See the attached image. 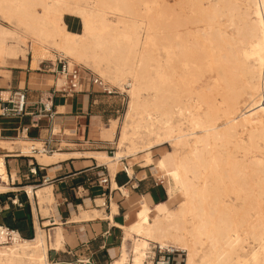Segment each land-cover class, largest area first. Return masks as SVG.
Listing matches in <instances>:
<instances>
[{
  "label": "bare ground",
  "instance_id": "6f19581e",
  "mask_svg": "<svg viewBox=\"0 0 264 264\" xmlns=\"http://www.w3.org/2000/svg\"><path fill=\"white\" fill-rule=\"evenodd\" d=\"M67 15L80 19V32L67 28ZM0 17L9 25L0 34L15 25L32 35V69L53 48L52 60L83 64L129 96L114 156L86 155L113 174L125 158L155 166L168 198L138 202L134 221L120 226L125 237L112 264H153L156 249L187 251L186 264H264V0H0ZM21 138L0 140V194L17 190L7 157L47 164L70 156L34 153ZM167 145L172 151L155 157ZM25 190L43 216L56 214L50 186ZM92 211L74 220L107 217ZM0 245V264H52L49 252L64 250L65 237L39 224L33 239L0 226Z\"/></svg>",
  "mask_w": 264,
  "mask_h": 264
},
{
  "label": "crops",
  "instance_id": "0c3cea01",
  "mask_svg": "<svg viewBox=\"0 0 264 264\" xmlns=\"http://www.w3.org/2000/svg\"><path fill=\"white\" fill-rule=\"evenodd\" d=\"M67 28H69L68 25ZM39 69L41 70V67ZM50 82L53 83L50 84ZM18 89L28 92L29 112L37 113L42 109V103H48L52 105L56 115L50 122L46 119L42 120L39 128H31L30 116L22 119H0L1 136L15 135L18 133V128L29 127L28 145L32 143L39 146L38 144L51 138L53 140L51 146L58 147L55 153L70 155L47 164L39 163L37 158H24L23 176L28 181L17 189L27 193L30 200L26 187H32L36 192L39 188L50 186L56 202L54 209L56 214L53 212L51 216H43L39 201L36 198L31 199L35 202L34 205L30 202L28 206L32 214L34 236L36 224L41 225L43 229L52 227L49 230L53 232L57 228H62L65 248L61 251L50 250L49 259L52 264H76L77 256L86 253L87 248L95 253L97 264H109L119 256L124 241V230L120 226H126L134 221L138 202L142 198L150 206L164 202L168 198L166 189L155 186V180L152 178L153 168L142 166L140 164L142 160L133 161L125 158L120 161L113 174L108 165L99 163L93 156L86 155L103 151L110 155L105 150L109 149V143H114L112 133L114 127L111 126L114 120L111 119L107 125L102 122L103 117L99 115L101 111L96 99L98 94L94 92L64 93L55 75L40 72L34 79L29 73L28 63L20 65L15 60H9L7 66L0 67V92L3 91L5 96L6 90ZM77 118L83 124L81 134L78 138L66 137L63 132L72 131ZM157 153L155 157H159L160 154L157 156ZM124 167L133 168V176L127 174ZM34 168L37 169V175L31 174V169ZM20 172L21 167H18L16 175L11 173V178L13 176L17 178ZM99 176H108L109 183L98 186L95 182ZM46 179L48 181L45 182ZM113 182L116 183L117 188H113ZM18 184L21 183L18 182ZM121 188L129 191L128 197L124 196ZM15 196L9 197L7 205L0 209H10L11 204L17 208L15 205L19 201V195ZM99 201L105 204H98ZM114 203L117 206L116 210ZM93 209L107 217L74 220V217H81L82 211L93 215ZM55 218L57 222L44 226L46 221ZM52 251L54 253L51 254Z\"/></svg>",
  "mask_w": 264,
  "mask_h": 264
},
{
  "label": "built area",
  "instance_id": "2783aa9c",
  "mask_svg": "<svg viewBox=\"0 0 264 264\" xmlns=\"http://www.w3.org/2000/svg\"><path fill=\"white\" fill-rule=\"evenodd\" d=\"M41 73L52 74L55 76H61L65 78L66 82L62 86L63 92L67 94L78 93H90L94 92L100 95H113L117 94L114 89L111 90L109 84L106 83L101 77L92 73L89 70L84 69L80 65L72 63L68 58L58 54L56 60H46L41 64ZM7 95L3 96V91L0 92V119L16 118L22 119L24 117H31V128H39L42 120L46 119L48 122L52 121L56 115L51 104L42 103V109L37 113L29 112V95L27 90L18 89L16 91L6 90ZM123 94L121 93V96ZM124 100V98H123ZM83 124L78 120L72 131L63 132L66 137L78 138L82 132ZM29 127H20L17 132L18 135L28 133ZM52 131V135H53ZM85 133V128H84ZM53 140L51 138L46 139L41 148L32 147L34 153H46L53 154L58 147L51 146ZM124 171L128 173L127 167H124ZM32 175H37V169H31ZM48 179L45 180V182ZM98 186H103L109 183L108 176H99L95 182ZM163 185L155 180V186L160 187ZM18 202H16L17 204ZM20 206H22L20 204ZM3 226V225H2ZM10 229L6 226H3ZM12 230V229H10ZM179 252H168L161 249H156L154 256L149 257L153 260V264H184L181 258H177L176 255ZM111 261L109 264H112ZM60 264V263H56ZM76 264H97L95 261V253L87 248L86 253H82L81 256H77Z\"/></svg>",
  "mask_w": 264,
  "mask_h": 264
},
{
  "label": "rangeland",
  "instance_id": "374dc122",
  "mask_svg": "<svg viewBox=\"0 0 264 264\" xmlns=\"http://www.w3.org/2000/svg\"><path fill=\"white\" fill-rule=\"evenodd\" d=\"M74 17L75 16L71 17V15H67L65 17V21H66V23L68 24V27L71 30L76 31V32H80L81 31V21H80V19H78L76 17L74 18ZM0 24L5 26V27H9V25L1 17H0ZM12 30H13V32H10L8 34H0V42H2L4 44L2 52H1V54L3 56V59H2V64H0V67L7 66L9 60H15L16 63L20 64V65L28 63L29 73H31L32 77L35 79L37 77V73H40V72L36 71L37 69L36 70L32 69V67H31L32 65L31 64H32V61H33L34 51H33V49H27L28 48L27 41H32L33 40L32 35L24 32L23 30H21L19 28H16L15 25H13ZM15 31H17V33H19L21 35H24L26 37L25 38L26 40H24V43L23 42H19L16 39L17 35L14 33ZM47 49L52 54L51 60L54 59L56 53L59 52L57 50H54L53 48H47ZM43 60H45V59H42L41 62ZM40 64H39V67H41ZM76 64L80 65L81 67L86 68L83 64H79V63H76ZM52 83L53 82H50V84H52ZM110 85L113 88L114 85L111 82H110ZM115 87H114V90L116 92H118L117 94H113V95H110V96L98 94V96L96 98L98 100V105H99V108H100V111H101V114H99V115H101L103 117V118H101V120L104 123V125H107L111 119L114 120V123L111 126L114 127L112 129L116 130V133H117V136L114 137V143L115 144L114 143H109V149L105 150V151H108L110 156H114V154L116 152V141H117V138L119 136L118 127H119V124L122 122V120L125 117V114H126L127 109H128V103H129V96L127 94L121 92L118 88H115ZM121 93L123 94L122 96H121ZM123 98H124V100H123ZM67 133H69V131H67ZM20 138H21V136L18 135V133L15 134V135H10V136H8V135H2L1 136V134H0V140H2V139L3 140L4 139H11L14 142H17V140H20ZM18 144H20V142H18ZM30 145L35 146V147L37 146L36 144H32V143ZM165 150H171L172 151V148H169V146L167 145L164 148H162L159 151H157L158 153L156 155L158 156L159 154H161ZM0 153L1 154H3V153L5 154V152L3 150H0ZM18 153L19 152H16V154H18ZM25 157L26 156H11V157H7L6 158L7 168H8V171H9L10 175H11V173H13L12 175H16L15 174L16 170H18V167L19 168L21 167V172L18 173V177H17L18 182L21 183V184L19 185L18 182H17L14 185L16 187H19V186L23 185L26 181H28V179L23 176V174L25 173V171H24V164H25L24 158ZM16 159L18 161H15ZM152 168H153V173L155 174L154 175L152 173L153 174L152 178L154 180H156L157 182L163 184V185H160L161 188H165L166 189V187H167L166 180L160 177V175L157 173V171L155 169V166H152ZM12 192H15V193H11L10 195H12V194L19 195V201L15 205L17 208H21V209L27 210L29 204H31V203L33 205L35 204V202L33 200H31V199L29 200V197H28L27 193H25L24 191H20L19 189H17L16 191H12ZM8 193H10V192H8ZM4 194H7V193H4ZM10 197H14V196L12 195ZM14 198H16V196ZM8 201H9L8 197H5L2 200V208L7 205ZM180 201H181V198L178 197L174 201V203L172 204V208L178 207ZM20 204L22 206H20ZM55 206H56V204H55ZM138 207H139V205L137 206V209H136L135 213L138 211ZM0 208H1V206H0ZM50 228H52V227H48V228H45V229L47 230V232L52 233L53 231H50L49 230ZM129 243H128V245L130 246ZM0 247H2V245H0ZM177 252H179V253L176 255V257L177 258H181L183 263L186 264L187 251L186 252L185 251H177ZM52 253H54V251H52L51 254Z\"/></svg>",
  "mask_w": 264,
  "mask_h": 264
},
{
  "label": "trees",
  "instance_id": "16d2710c",
  "mask_svg": "<svg viewBox=\"0 0 264 264\" xmlns=\"http://www.w3.org/2000/svg\"><path fill=\"white\" fill-rule=\"evenodd\" d=\"M68 25V24H67ZM69 30H71L69 28ZM73 31V30H71ZM11 193L7 194H0V206L2 207V200L5 197L15 196L14 194L10 195ZM6 226L12 230L18 231L19 234L26 239H33L34 238V228H33V220L32 214L27 208L20 209L14 208L11 204L10 209L1 210L0 209V226Z\"/></svg>",
  "mask_w": 264,
  "mask_h": 264
}]
</instances>
